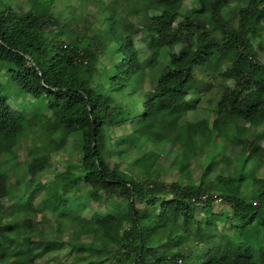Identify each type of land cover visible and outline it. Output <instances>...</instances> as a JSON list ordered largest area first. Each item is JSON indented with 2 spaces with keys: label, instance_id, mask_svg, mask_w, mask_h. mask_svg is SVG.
<instances>
[{
  "label": "trees",
  "instance_id": "1",
  "mask_svg": "<svg viewBox=\"0 0 264 264\" xmlns=\"http://www.w3.org/2000/svg\"><path fill=\"white\" fill-rule=\"evenodd\" d=\"M87 1L27 0L23 16L14 0H0V264H38L57 242L47 235L65 231L70 264H264V178L245 171L264 164L255 132L264 128V0H190L186 14L185 0H99L95 21L70 22L72 43L54 37L53 9L75 14ZM206 70L226 82L214 117L187 120L200 102L197 71ZM21 96L32 100L14 105ZM116 128L124 132L113 137ZM28 130L39 137L25 141ZM11 135L25 149L17 164ZM70 139L81 152L68 176L43 181L45 145ZM218 139L239 147L243 162L210 179L220 160L230 162L219 158ZM168 144L180 167L171 182L156 175ZM205 150L212 163L195 181L182 163ZM21 185L29 204L8 214L3 199ZM45 194L63 210L52 212L47 233L30 209ZM103 198L105 210L84 215ZM217 199L229 207L226 229L208 209Z\"/></svg>",
  "mask_w": 264,
  "mask_h": 264
},
{
  "label": "rangeland",
  "instance_id": "2",
  "mask_svg": "<svg viewBox=\"0 0 264 264\" xmlns=\"http://www.w3.org/2000/svg\"><path fill=\"white\" fill-rule=\"evenodd\" d=\"M14 2L16 3V9L24 10L20 11L21 15H29L28 9L30 5L27 0H14ZM185 5L186 7L181 10L182 14H186L189 10L188 8H192L190 0H185ZM102 6L103 5L99 0H89V2L87 1V3H84L83 5H78V10L75 14L69 13L68 9L65 7L54 8L53 12L55 16L58 17V20L60 22L59 29L55 31L56 34H54V37L63 40L65 43H72L74 36L70 22H73V20L77 21L78 19H81L82 21V19L84 18L88 19L89 21H95L93 19V16L97 17L98 15H101ZM150 9V12L154 15L159 13V10L154 6H151ZM47 30L52 32L50 29ZM136 46L141 47V50L144 53L143 57H147L149 55L148 51L145 49L144 43L139 39H137ZM4 67L7 68L8 66H6L5 64ZM198 73L199 72L197 71V75H199L200 80H198L196 87L200 92V102L198 104V108L195 111H191L187 114L186 119L190 121H195L203 118H213V109L215 108L216 98L218 97V94L221 89L226 85V82H224L223 79L215 71L211 72L209 70H206V72H204L201 76ZM193 99H195V95L190 94L185 98L184 102L190 103ZM31 100L32 98L28 96H21L17 99V102L14 103V105L19 106L21 104H29ZM123 132V128H116L113 137H117ZM255 132L259 135L258 141L264 148V128H259L255 130ZM27 133L24 136L26 138L25 141L27 142L29 141L28 137H30L32 140H34L35 137H39L33 130H28ZM44 142L46 143L47 141ZM9 145L11 148V155L12 157H15L14 160L17 164V160H21L23 159V157H25V149L23 147L17 148L18 151H16V149L14 148L15 137L13 135L10 136ZM45 146H47L49 152H51V158L47 174L42 177V180L46 181V179H48L47 182H51L54 180H58L59 182L64 181V179L68 176V169L66 167L67 162L71 159L74 160L75 156L79 155V153L81 152L80 142L76 139H70L67 142H63L59 145L47 144ZM162 149L165 151L169 150L170 154L167 155L166 153H163L161 159L159 160V164L156 167V175H158L160 179H163L167 182H171L178 178L177 172L179 173L180 168L177 165L172 164L173 152L176 150H174V148L170 144L163 146ZM216 152H218V156L220 159L222 157H228L230 159V162H227L226 160H220L215 170H213L212 168V173L209 177L210 179L213 178L216 173L231 174L235 171L238 172L243 162L242 156L240 155L239 147L231 145L223 140L220 141L218 139ZM211 163L212 160H209V153L205 150V152L201 154H197L195 156L193 155L190 161H188L187 163H182V165L183 167H185V165L188 167V170H190V175L196 181L197 178L200 176L201 172L203 171L204 167H208V165H210ZM245 165L247 178H264V164L258 166L254 162H248ZM183 180L186 181L187 177ZM246 191L247 193H250L249 190L246 189ZM30 198L31 195L25 192V187L21 185L18 187V190L17 188H11L8 197L3 199V203L6 207L7 213L10 214V211L18 212L20 208H26L29 204ZM80 199L82 201H87L89 199L85 190L84 192H82ZM31 202V206H35V208H30L32 209L33 213V224H35L37 231L44 230V232L47 233L49 228V224H47V221L52 220V212H54L55 210L61 211L62 209L59 206H55L53 199L47 194L41 196L36 195L34 198H32ZM104 203V198L103 200H100V202L90 201L85 210L84 215L89 216L91 213L96 211L102 212L103 210H105L106 206ZM210 208L213 213L214 220L218 222L221 228L226 229L227 224L223 222H225V213L229 211L228 205L217 199L214 201V203L209 205L208 209ZM202 211L203 209L196 208L197 216L202 215ZM7 213H5V215L3 216H6ZM185 229H187V227L182 226L180 232L182 233ZM71 235V231H65L62 234L49 233L47 237L51 239L53 238L57 242L53 244V251L39 258L37 260V263L53 264L54 262H57L60 264H70L71 258L69 256L64 255L65 258L62 257V254H65L66 246L62 245L60 242L69 240ZM217 241L218 238H215L211 241L206 242V245L204 246L203 250L213 246V244H215ZM38 250H40V248Z\"/></svg>",
  "mask_w": 264,
  "mask_h": 264
}]
</instances>
